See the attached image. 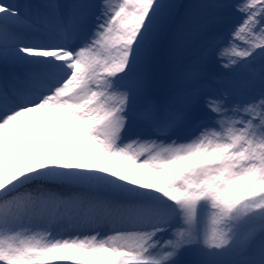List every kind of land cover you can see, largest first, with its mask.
Returning a JSON list of instances; mask_svg holds the SVG:
<instances>
[{"label": "snow or ice", "instance_id": "snow-or-ice-1", "mask_svg": "<svg viewBox=\"0 0 264 264\" xmlns=\"http://www.w3.org/2000/svg\"><path fill=\"white\" fill-rule=\"evenodd\" d=\"M0 264H264V0H0Z\"/></svg>", "mask_w": 264, "mask_h": 264}]
</instances>
